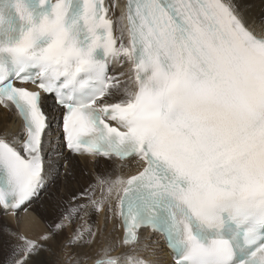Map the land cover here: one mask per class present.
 Segmentation results:
<instances>
[{
    "label": "snow or ice",
    "instance_id": "snow-or-ice-1",
    "mask_svg": "<svg viewBox=\"0 0 264 264\" xmlns=\"http://www.w3.org/2000/svg\"><path fill=\"white\" fill-rule=\"evenodd\" d=\"M256 7L0 0V264H264Z\"/></svg>",
    "mask_w": 264,
    "mask_h": 264
},
{
    "label": "bare ground",
    "instance_id": "bare-ground-1",
    "mask_svg": "<svg viewBox=\"0 0 264 264\" xmlns=\"http://www.w3.org/2000/svg\"><path fill=\"white\" fill-rule=\"evenodd\" d=\"M254 3L256 4V13L258 14L259 13V11H260V0H254ZM11 119V114L10 113H3V115L2 116H0V120H2V119ZM85 185V179H81V181H80V186H84ZM42 227V226H41Z\"/></svg>",
    "mask_w": 264,
    "mask_h": 264
}]
</instances>
